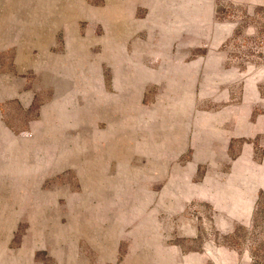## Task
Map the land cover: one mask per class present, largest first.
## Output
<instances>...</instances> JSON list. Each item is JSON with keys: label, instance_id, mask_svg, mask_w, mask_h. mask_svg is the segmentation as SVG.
<instances>
[{"label": "rangeland", "instance_id": "rangeland-1", "mask_svg": "<svg viewBox=\"0 0 264 264\" xmlns=\"http://www.w3.org/2000/svg\"><path fill=\"white\" fill-rule=\"evenodd\" d=\"M0 264H264V0H0Z\"/></svg>", "mask_w": 264, "mask_h": 264}]
</instances>
